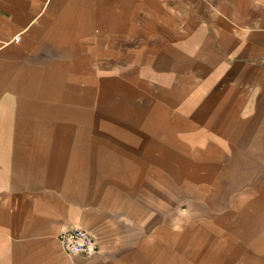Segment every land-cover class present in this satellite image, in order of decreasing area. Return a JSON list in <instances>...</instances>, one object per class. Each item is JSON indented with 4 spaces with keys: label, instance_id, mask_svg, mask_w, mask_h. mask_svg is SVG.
<instances>
[{
    "label": "crops",
    "instance_id": "crops-1",
    "mask_svg": "<svg viewBox=\"0 0 264 264\" xmlns=\"http://www.w3.org/2000/svg\"><path fill=\"white\" fill-rule=\"evenodd\" d=\"M195 1L0 0V264H159L176 185L229 147L264 169V0L216 3L215 34ZM75 227L98 255L64 250Z\"/></svg>",
    "mask_w": 264,
    "mask_h": 264
},
{
    "label": "rangeland",
    "instance_id": "rangeland-1",
    "mask_svg": "<svg viewBox=\"0 0 264 264\" xmlns=\"http://www.w3.org/2000/svg\"><path fill=\"white\" fill-rule=\"evenodd\" d=\"M206 2V9L201 12L199 8L196 9L197 7L190 10L191 33L199 27L196 25L199 17L194 12L207 18L208 24L201 26L215 34L216 25L213 21L216 3L224 5L222 13L231 14L236 8L237 12L247 13L250 9L247 8V3H253V0L248 2L206 0ZM200 3H203V0L199 3L195 1V6H199ZM238 5L241 7H237ZM175 12L182 13V11ZM175 29L176 33L179 29L176 37H180L175 43L186 38L180 25L176 24ZM211 32L209 36L214 45L213 47L207 45L208 53L215 50V41ZM180 44L182 45L181 42ZM181 45L176 46V49ZM185 48L186 46H182L181 50ZM190 48L192 52L199 53L198 40H192ZM206 63L214 66L210 63L209 55ZM238 123L246 124L244 121ZM257 127H261V122H258ZM255 138L262 140V137L255 136ZM229 149L230 151L222 153L224 163L210 160L206 169L199 168L191 172L189 185L175 186L177 197L172 202L174 213H171L174 214L173 231L170 226L164 229L163 222L168 216L163 211L166 206L160 202L158 238L160 243L168 244L169 248L159 245L157 250L159 264H264V217H262L264 179L260 178L264 177V169L237 167L238 163L233 160L234 153L231 152V147ZM181 175L183 176V170L180 171L179 180H182ZM169 219L166 222L170 224L172 220ZM252 225H256L257 228L254 237L251 236L248 240L246 229Z\"/></svg>",
    "mask_w": 264,
    "mask_h": 264
},
{
    "label": "built area",
    "instance_id": "built-area-1",
    "mask_svg": "<svg viewBox=\"0 0 264 264\" xmlns=\"http://www.w3.org/2000/svg\"><path fill=\"white\" fill-rule=\"evenodd\" d=\"M64 250L70 255L93 257L100 253L101 245L96 235L88 229L75 227L60 234Z\"/></svg>",
    "mask_w": 264,
    "mask_h": 264
}]
</instances>
